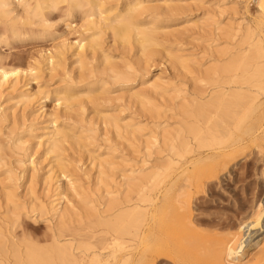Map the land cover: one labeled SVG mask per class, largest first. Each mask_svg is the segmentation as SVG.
Segmentation results:
<instances>
[{
    "label": "rangeland",
    "instance_id": "rangeland-1",
    "mask_svg": "<svg viewBox=\"0 0 264 264\" xmlns=\"http://www.w3.org/2000/svg\"><path fill=\"white\" fill-rule=\"evenodd\" d=\"M99 1L103 10L114 7L122 8L123 6H128V3L131 2V0ZM164 1L175 6H185V10L187 11L173 19L166 20L165 18V20H162L163 22L156 23L157 26L164 27L165 32H175L179 35L175 39H170L173 42L168 40L164 42L165 44L161 45L166 48L170 47L175 51L177 50L180 55L186 56L190 54L189 56L197 57L199 60L201 59L200 61L203 66L209 63V58L204 53L207 46H217L218 48L224 46V39H218L216 42L213 41L215 40V36L213 35L216 30L217 32L222 31L224 33L225 30H245L247 27L253 26L255 28L259 16L258 7L255 3L256 0H142L141 2L144 6L155 8L156 6H163L160 4ZM8 3V6H5L4 9L8 12V20H11L4 23L0 18V64H3L7 70L15 68L29 69L30 67L32 73L30 75L28 73L23 76L20 75L17 83L12 78L5 83H0V124H2L0 125V229L3 233L7 230L11 233L14 230L12 233H14L15 238H31L40 245H46L49 243V238L47 239L49 235L47 225L54 224V221H51L49 217L50 212H47L43 216L36 209L32 211L33 208L29 207H32V203L37 202H43L41 204L46 206L50 200L58 197L53 186L55 179H58L61 185L65 184L67 179H70L76 182L77 186H82L81 188L87 193L80 194L81 197L85 196V200L83 201H89L93 198V200L95 199V204L98 203L97 207L101 210L103 201L99 195L103 197L108 192L109 196H115L118 191H122L120 184L122 183L123 176L154 173L161 166L159 163L163 162V154L158 153L155 147L147 151L143 144L155 126L152 124L158 118H153L152 114L148 113V111L145 112L143 110L145 113L142 110L139 111L141 108L138 106V103L134 102L133 99L130 100L128 95L130 92L144 90V92H147L148 97L150 96V102H155L157 106L164 109L166 104L156 95L149 94L148 86L153 84L156 78H160L161 81L168 83L167 88H171L177 86L179 79L176 71L171 69L169 62L165 58L154 56L151 58V62L148 63V74L144 75L145 78L141 75L142 73H137L136 80L133 81L131 86L125 88L114 86L113 88V85L107 82V80H105L106 84L101 85V79L105 78L102 72L98 70L100 66V70L104 68L103 58L100 56L101 54L96 52L94 56H91L93 61L90 59L89 54L86 60L83 61L85 66L91 63L86 68H93L94 76H88L80 83H76L78 70L75 71L77 68L74 67H78V65L74 62L76 59V55L74 54V52L76 53L75 43L79 40L87 43L89 41L88 34H82L79 28L82 24V17L78 9L71 11V14L68 15L64 6H56L54 9L45 7L42 10L43 15L39 16L37 11H34V6H17L12 0H8ZM35 14L36 16H34ZM202 18L207 20H202ZM23 19L28 23L20 24L19 21ZM186 20H188V23H186ZM190 20L195 22L193 23L195 24L194 26H192ZM11 22H15L14 24L16 25L13 26V30L7 27ZM67 23L75 26V28L68 29L66 27ZM199 24H202L206 32L200 34ZM213 24H215L216 29L214 32H212ZM104 35L98 38L97 43L104 51L106 50L105 54L108 57V61L112 62L111 64L113 65H122L130 62L131 65L134 64L135 66V63L132 64V62L137 60L136 57L138 55L136 54L135 57L128 53L125 54V52L121 51L122 49L119 45H112L109 34L105 33ZM116 49L118 52H116ZM47 57H52L53 64H56L49 65L48 60L51 59H47ZM72 65L74 66L68 72V67ZM91 77L93 79H89ZM70 78L72 80H69ZM77 94L80 95L77 96ZM112 95L115 96L112 97ZM119 96H122L121 100H119L120 98L114 99V97L118 98ZM63 98H68L69 102L67 103L72 105L71 120H73V124L72 121H66L61 116V112L64 110L62 108L64 107L60 105V102L64 103ZM87 99L88 102H86ZM56 103H59L58 109V104ZM119 106L121 107L119 108ZM261 106L263 107L260 109L262 112L264 104ZM109 107L120 111V118L124 120L132 119L131 123L139 125L141 130L137 131L136 136L142 141V143L138 144L141 148L136 143L134 147H128L124 139L113 138V133L108 135L110 138H107V141L105 140L106 137L100 131L102 130L101 121H98L94 110H109ZM51 112H57L61 116L57 121L59 127L70 129L71 132L80 135L85 140L83 141L82 139L85 147L76 150L74 149L76 148L75 146L69 147L67 143L64 144L65 147L63 145V148L68 147L69 149L64 150L62 148L61 151L56 152L58 153L57 158L63 159V162H58V160L54 159L52 157L53 154H46L45 145L43 144L46 139L45 134L51 128ZM79 114L82 118H79ZM165 114L167 115L169 112H164L163 116ZM163 116L160 121L165 119V117L163 119ZM168 117L170 118H168L167 124L172 128L175 127L178 119L176 114L169 115ZM262 117L264 118V112ZM88 118L91 120L89 119L88 121ZM86 119L88 122L91 121L90 123L93 122V119L94 125H92L93 123L88 124ZM80 121H82L81 125H85V128H87V125H90L91 129L93 130L94 128L96 132L93 134L85 132L84 127L80 128ZM81 129L83 130L81 131ZM263 129L258 134V136L261 134L259 136V143L261 145L259 154L256 153V148L251 144L243 146L244 150L242 147V150L239 149L240 147L236 148L237 150L225 149L226 158L221 156L220 159L219 157L215 158L211 163L205 162L209 163L206 164V168L209 169H211L212 164L215 162V164L218 162L217 169H219L222 162H225V166L227 167L213 178L214 180L211 185L204 187L205 192L200 193L196 201L193 199L190 202L189 206L193 209V214L190 218L186 214L179 213L176 215L173 213L174 210L172 212V209L168 211L165 206L161 205L162 197L160 196L159 201L157 200L156 208L149 214L150 218L152 217V220L150 219L149 222L151 223L150 227L155 226V228L147 243L148 248H146V253H144L145 258L139 259L144 251L143 249H145L144 245L138 246L136 249L131 248V253L134 251L132 256L131 253H128L130 251L126 250L123 252H127L128 257L130 256L129 258L131 259L128 258L129 260L126 264H136L135 262H138L137 264H261L258 261L263 256L260 253V249L264 250V229L249 225L246 228L247 230H245L244 237L240 233L245 229L243 225L250 222L248 218L252 210L257 208L258 204L264 203ZM98 152V155L102 156L101 158L106 159L110 164L107 167L109 170H102L103 177L100 175L99 178L97 163L93 160V156ZM227 152L230 153L229 156L231 158L228 157ZM104 154H108V157H104ZM131 173L134 174L130 175ZM47 175H51L53 179L48 182L43 181ZM30 178L31 182L29 181ZM7 189L16 195L14 209L16 208L17 212L14 211L17 216L19 215L17 219L14 215L12 216L6 212V209L9 210L10 207V210H12V206L7 207L5 205L2 197L4 192H8ZM31 190L32 192H30ZM159 191L160 195H163V188ZM24 192L27 195H24ZM68 199V206L73 207L72 210L75 209L76 212H81V204L83 203L81 198L71 194ZM185 215L186 219H184ZM80 216L82 218L80 222L72 218L67 224L71 228L73 226V228L80 227L82 230L79 233H86L89 231L85 228L87 226L85 225L87 224V219L83 218L82 212ZM13 219L16 220L13 221ZM12 221L13 223H11ZM185 222L188 224H185ZM190 222H192V225ZM76 224L80 226H76ZM102 227L104 226H97V228H93L91 231L94 230L95 236L99 235L105 231V227L103 229ZM172 243H176L175 246H172ZM154 247L165 248V254L152 252L151 250ZM168 247L169 249L166 251ZM151 252L152 255L154 254V260L148 259V255ZM123 253L119 254L115 260L107 258L109 263L107 262L106 264H122L119 257ZM103 258L105 260L106 256H103ZM6 263L15 264L12 260Z\"/></svg>",
    "mask_w": 264,
    "mask_h": 264
},
{
    "label": "bare ground",
    "instance_id": "bare-ground-1",
    "mask_svg": "<svg viewBox=\"0 0 264 264\" xmlns=\"http://www.w3.org/2000/svg\"><path fill=\"white\" fill-rule=\"evenodd\" d=\"M12 1L15 2L17 6H34V11H37L39 16L43 15L42 10L45 7L54 9L56 6H64L68 15L71 14V11H76V9H78L82 17V24L79 28L82 34H88L89 41L87 43L79 40L75 43L76 53L74 52V54L76 55V59L75 61L73 59V61L78 65V67H74L77 68L75 71L78 70L77 79L75 78L77 80H75L76 83H80L88 76H94L93 68H86V66L91 63L85 66L83 61L86 60L88 54L93 61L91 56H94L96 52L101 54L100 56L103 58L104 68L100 70V66L98 70L102 72L105 78L101 79V85L106 84L105 80H107V82L113 85V88L114 86L124 88L131 86L133 81L136 80L137 73H142L141 75H143V77L148 74V63L151 62V58L154 56L163 57L169 62L171 69L175 70L177 73L179 83L175 87L167 88V82L161 81L160 78H156L154 83L148 86L149 94L156 95L166 104L164 109L157 106L155 102H150L151 98L150 96L148 97L147 92H144V90L130 92L128 95L130 100L133 99L134 102L136 101L138 103V106L141 108L139 111H148V113L150 112L152 114L153 118H158V120L154 121L152 124L155 126L152 132L150 131V136L148 139L145 138L146 140L144 139L145 141L143 143L147 151L155 147L158 153L163 154V162L159 163L161 166L155 170L156 172L153 170L154 173H135L136 175H132L134 173H131L130 175L132 176H123V179L121 178L122 183L120 184L122 191H118L116 195L114 194L115 196H109L108 192H106L103 197L99 195L103 201L101 210L97 207L98 203L95 204V199L93 200L92 198V200H89L86 198L89 201H83L85 200V196L81 197L80 194H84L85 191L81 188L82 186H77L75 184L76 182L70 179H67L65 184L61 185L59 184V180L55 179L53 181V186L58 197L50 201L48 200L49 202L46 206L41 204L43 202L32 203V201H30L32 207H29L33 208L32 211L36 209L43 216L47 214V212H50L49 217L51 221H54V224L47 225L49 231L47 239L49 238V243L40 245L31 238L18 239V237L15 238L14 233H12L14 230H10L11 234L9 230L3 233L0 229V264H5V262L10 260L15 264H106L108 259L112 258V260H115L118 258V255L124 251H130L143 245L145 249H143L144 251L139 259L145 258L144 253H146V248H148L147 243L155 228V226L150 227L151 223L149 222L150 219L152 220V217L150 218L149 214L156 208L157 200L160 199V196L162 197L161 205L165 206L168 211L172 209V212L174 210V214H186L187 217L189 216L190 218L193 214V209L189 206L190 202L193 199L196 201L198 195L205 192L204 187L211 185L214 180L213 178L227 167L225 166V162H222L219 169H217L218 162L217 164H215L216 162L212 164L213 166H211V169L206 168V164L211 163L215 158L219 157L220 159L221 156L226 158L225 149L237 150L236 148L238 147H240L239 149H241V147L243 149V146L251 144L256 148V153L259 154L261 149L259 136L261 134L259 136L258 134L264 127V118L262 117L264 110L262 112L260 110L262 107L261 105L264 104V0H256L255 2L259 12L255 28H253V26L247 27L245 30H225L226 32L224 31V33H222V31L217 32L215 24H213L212 32L216 30L213 35L215 36V40L213 41L216 42L218 39H224V46L220 48L217 46L212 47L211 45L206 47L204 53L209 58V63L206 66H203L200 61L201 59L199 60L197 57L189 56L190 54L186 56L180 55L177 50L175 51L170 47L166 48L161 45L171 38L175 39V37H179V35L175 32H165V28L157 26L156 23L165 20V18L166 20H170L185 13L187 11L185 10V6H175L164 1L160 4L163 6L150 8L144 6L141 2L142 0H131L128 6L103 10L99 0ZM8 4V0H0V18L4 23L11 20H8V12L4 9ZM34 16H36V14ZM209 18L211 19V17ZM203 19L204 18H202V20ZM190 22L192 26L195 25L193 24L195 23L193 20H190ZM14 23L15 22H11L9 26H7L8 29L13 30ZM19 23L26 24L28 22L23 19L19 21ZM186 23H188V20H186ZM198 26L201 32L200 34L206 32L202 24ZM66 27L68 29L75 28V26H72L70 23H67ZM105 33L110 35L112 45H119L122 49L121 51L125 52V54L128 53L135 57L136 54L138 55L136 57L137 60L132 62V64L135 63V66L134 64L131 65L130 62L122 65L117 62L119 65H113L111 64L112 62L108 61V57L105 54L106 50L104 51L97 43L98 38ZM116 52H118L117 49ZM47 59H51L48 60L49 65L52 66L56 64H53L52 57H47ZM73 66L74 65L68 67V72L71 71L70 68ZM57 70L59 71V69ZM27 73L29 75L32 73L30 67L29 69L15 68L13 70H7L3 64H0V83H5L9 81L10 78L17 83L18 79H20L19 76L26 75ZM59 73L61 72L59 71ZM65 77L67 78V76ZM71 78L69 80H72ZM89 79H93V77ZM81 85L83 86V84ZM79 95L77 94V96ZM113 96L115 95H112V97ZM121 98L122 96L118 98L114 97L115 100H121ZM63 100L64 103L60 102V105L64 107L62 108L64 110L61 112V116H63L66 121H72L73 124V120H71L72 105L67 103L69 102L68 98H63ZM86 102H88V99ZM56 104H58V109L59 103ZM81 105L83 106V104ZM120 107L121 106H119V108ZM57 112H51V128L50 130L48 129L49 131L45 134L46 139L43 144L45 145L46 154H53L52 157L59 162L63 159L60 160L57 158L58 153L56 152L61 151L64 144L67 143L69 147L75 146L76 148L74 149L76 150L85 147L82 139L83 141L85 140L80 135L71 132L70 129L59 127L57 121L61 116H59ZM164 112H169V114L163 116ZM95 113L97 114L98 121H101L102 130L100 131H102L103 136L106 137V141L108 140L107 138H110L108 135L113 133V138L124 139L128 147H134L135 143L139 147L138 144L142 143V141L139 140L140 138L138 139L136 136L137 131L141 130L139 125L131 123L132 119L124 120L120 118V111L112 108L101 111L95 109L94 114ZM173 114H176L178 119L176 126L172 128L167 124V120L170 118L168 116ZM78 116H80V114ZM162 116L163 119L164 117L165 119L160 121ZM79 118L82 117L80 116ZM89 119L90 118H88V121ZM92 121L94 122L93 119ZM81 122L82 121L79 123L80 125ZM90 122H88V124L93 123ZM162 122H164V124L161 125ZM94 123L92 125H94ZM83 127L85 128V125H81L80 128ZM91 128L90 125H87L84 131L90 134L95 133L96 131L94 128L93 130ZM82 130L83 129H81V131ZM262 133L264 134V132ZM18 147L21 149L19 145ZM67 148L68 147L63 149L65 150ZM227 153L228 157L231 158V156H229L230 153ZM98 154L99 152L95 156H92L93 160L97 163L99 178L100 175L103 177L102 170H109L107 167H109L110 164ZM104 155V157H108V154ZM52 179L53 177L51 175H47L43 181L48 182ZM29 181L31 182V178ZM162 188L164 193L160 195L159 190ZM30 192H32V190ZM24 193V195H27L26 192ZM71 194L79 196L83 201L81 204V212L83 218L87 219V224H85L87 226H85V228L89 230H85L87 231L86 233H79L82 230L80 227L73 228V226L71 228L67 224L72 218L78 222L82 220L81 216L79 217L81 212H76L75 209L72 210L73 207L71 208L70 205L68 206L67 204L69 202L68 197ZM2 195L5 205L7 207L12 206V210H10V207L9 210L6 209V212L10 213L12 216L14 215L17 219L19 215L17 216V214H15L16 208L14 209L16 201L15 193L9 192L8 190V192H4ZM18 201L20 200L18 199ZM186 215L184 219H186ZM16 219H13V221ZM248 219L250 222L243 225L245 229L240 233L242 237L245 236V230H247L246 228L249 225L264 229V203L258 204L257 208L253 209L251 214H249ZM13 221L11 223H13ZM186 223L187 222H185V224ZM190 223L192 225V222ZM100 225L105 227V231L95 236L93 233L94 230H91L97 228V226L100 227ZM76 226L80 225L76 224ZM104 227H102V229ZM20 233L19 236L21 235ZM175 244L176 243H172V246H175ZM161 248L154 247L151 251L165 254V248ZM168 249L169 247L166 251ZM152 252L148 255L149 260H154L155 258ZM128 253H131V251ZM128 253L126 252L120 255L119 260L122 264H126L130 259ZM260 253H262L261 255L263 256H261L258 262L262 264L264 263V250L260 249ZM103 256H106L105 260ZM136 261L138 260L136 259ZM135 263L137 264L138 262Z\"/></svg>",
    "mask_w": 264,
    "mask_h": 264
}]
</instances>
